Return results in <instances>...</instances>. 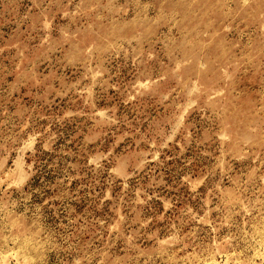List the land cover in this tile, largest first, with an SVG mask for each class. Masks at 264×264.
<instances>
[{"label":"rangeland","instance_id":"374dc122","mask_svg":"<svg viewBox=\"0 0 264 264\" xmlns=\"http://www.w3.org/2000/svg\"><path fill=\"white\" fill-rule=\"evenodd\" d=\"M0 264H264V0H0Z\"/></svg>","mask_w":264,"mask_h":264}]
</instances>
